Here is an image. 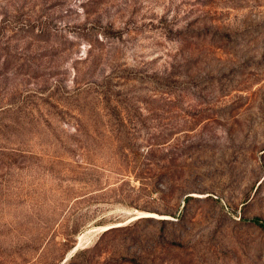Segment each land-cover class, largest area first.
Masks as SVG:
<instances>
[{
  "label": "rangeland",
  "instance_id": "374dc122",
  "mask_svg": "<svg viewBox=\"0 0 264 264\" xmlns=\"http://www.w3.org/2000/svg\"><path fill=\"white\" fill-rule=\"evenodd\" d=\"M255 219L264 0H0V264H264Z\"/></svg>",
  "mask_w": 264,
  "mask_h": 264
},
{
  "label": "bare ground",
  "instance_id": "6f19581e",
  "mask_svg": "<svg viewBox=\"0 0 264 264\" xmlns=\"http://www.w3.org/2000/svg\"><path fill=\"white\" fill-rule=\"evenodd\" d=\"M135 211V210H134ZM133 214V213H132ZM139 216H155L153 213L151 212H136L135 214H133L130 219H134V218H137ZM123 224V222H116V223H113V224H110V225H106L102 228V230H106L107 228L111 227V226H117V225H121ZM79 238V237H78ZM78 246V245H76ZM79 247V246H78ZM74 249H77L76 247H74Z\"/></svg>",
  "mask_w": 264,
  "mask_h": 264
},
{
  "label": "trees",
  "instance_id": "16d2710c",
  "mask_svg": "<svg viewBox=\"0 0 264 264\" xmlns=\"http://www.w3.org/2000/svg\"><path fill=\"white\" fill-rule=\"evenodd\" d=\"M254 221H255L256 223H259V225H260L261 227L264 228V222H261L259 219H255ZM110 228H112V227H110ZM110 228H107L106 230H108V229H110Z\"/></svg>",
  "mask_w": 264,
  "mask_h": 264
}]
</instances>
